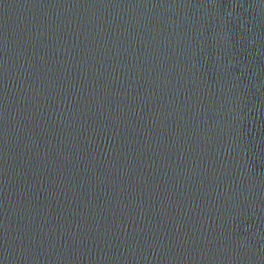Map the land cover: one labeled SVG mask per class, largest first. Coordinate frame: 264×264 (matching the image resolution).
I'll return each instance as SVG.
<instances>
[{
	"label": "water",
	"instance_id": "obj_1",
	"mask_svg": "<svg viewBox=\"0 0 264 264\" xmlns=\"http://www.w3.org/2000/svg\"><path fill=\"white\" fill-rule=\"evenodd\" d=\"M0 264H264V0H0Z\"/></svg>",
	"mask_w": 264,
	"mask_h": 264
}]
</instances>
